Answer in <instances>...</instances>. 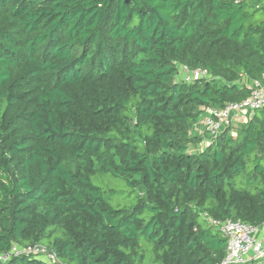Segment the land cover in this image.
I'll return each instance as SVG.
<instances>
[{
  "label": "trees",
  "instance_id": "16d2710c",
  "mask_svg": "<svg viewBox=\"0 0 264 264\" xmlns=\"http://www.w3.org/2000/svg\"><path fill=\"white\" fill-rule=\"evenodd\" d=\"M263 75L259 0H0V264H47L16 245L62 264H219L208 217L264 223V108L216 137L195 125Z\"/></svg>",
  "mask_w": 264,
  "mask_h": 264
},
{
  "label": "built area",
  "instance_id": "2783aa9c",
  "mask_svg": "<svg viewBox=\"0 0 264 264\" xmlns=\"http://www.w3.org/2000/svg\"><path fill=\"white\" fill-rule=\"evenodd\" d=\"M259 1L260 7L264 8V0ZM180 74L186 82L211 78L210 73L202 68L190 70L182 67ZM246 84L251 90L249 96L241 101L229 102L221 108H208L204 118L195 125V130L197 132L208 131L211 137H216L227 127L235 125L234 122L241 120L246 122L250 114L263 109L264 75L261 80L251 79ZM208 220L219 227L227 239L226 254L219 264H264V223L253 226L240 220L221 221L211 217H208ZM11 254L35 256L47 264H62L54 251L41 245L27 247L16 245ZM1 258L6 260L8 256L2 255Z\"/></svg>",
  "mask_w": 264,
  "mask_h": 264
},
{
  "label": "rangeland",
  "instance_id": "374dc122",
  "mask_svg": "<svg viewBox=\"0 0 264 264\" xmlns=\"http://www.w3.org/2000/svg\"><path fill=\"white\" fill-rule=\"evenodd\" d=\"M182 77V76H180ZM243 120L241 121H238V122H234L235 126L234 127H237L239 126V124H241ZM204 145L206 146L207 143H204ZM190 151L191 152H195L196 151V147L191 145L190 146ZM108 187V188H117L118 190L117 191H124V192H119L117 195L113 196V198L110 200L112 202V204L116 207H123V206H127L130 204L129 202V198L130 196H128L127 194V191L123 188V186L113 180H110L109 177L107 176H99V177H96L94 178V182L95 183H99L101 184L102 182Z\"/></svg>",
  "mask_w": 264,
  "mask_h": 264
},
{
  "label": "crops",
  "instance_id": "0c3cea01",
  "mask_svg": "<svg viewBox=\"0 0 264 264\" xmlns=\"http://www.w3.org/2000/svg\"><path fill=\"white\" fill-rule=\"evenodd\" d=\"M250 80H251V79H249V78H247V77H244V79H243V81H244L245 83H249Z\"/></svg>",
  "mask_w": 264,
  "mask_h": 264
}]
</instances>
